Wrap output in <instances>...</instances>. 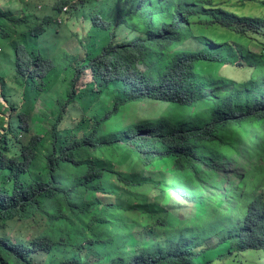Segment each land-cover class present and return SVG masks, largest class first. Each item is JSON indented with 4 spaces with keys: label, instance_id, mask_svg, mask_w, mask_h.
<instances>
[{
    "label": "trees",
    "instance_id": "1",
    "mask_svg": "<svg viewBox=\"0 0 264 264\" xmlns=\"http://www.w3.org/2000/svg\"><path fill=\"white\" fill-rule=\"evenodd\" d=\"M79 9L92 31L69 56ZM251 35L264 39V15L236 0H0V264H88L89 251L92 264H264V40L252 52ZM244 63L246 79L215 74ZM47 99L50 128L31 134ZM158 166L159 191L144 190Z\"/></svg>",
    "mask_w": 264,
    "mask_h": 264
},
{
    "label": "rangeland",
    "instance_id": "2",
    "mask_svg": "<svg viewBox=\"0 0 264 264\" xmlns=\"http://www.w3.org/2000/svg\"><path fill=\"white\" fill-rule=\"evenodd\" d=\"M89 1H93V0H89ZM263 1L264 0H255V1L248 2L247 0H245L243 1V6H245V8H243L242 4L240 3V0H236L237 4L241 6L243 14H251V15H258V16L264 15V7L259 5V3ZM79 10L83 11L81 24H78L77 27L74 29V32L76 35H78V37L76 40L73 39V37H71L68 40L69 44L63 46L66 48L67 52L69 53V56L74 54L75 48H80L81 42H86L87 38L89 37V34L92 31V26L90 24L89 16H88V10H83V9H79ZM84 17L85 19L88 17L86 23H84L85 22ZM73 21H75V19ZM262 40L264 39L259 36L251 35L248 37L247 45L252 52L258 53L263 48L261 45ZM238 61H241V59L238 58L236 62ZM141 67L145 68V65L141 64ZM251 73L252 71L250 70L248 65L245 63L243 64V66H237V65L233 66V65L227 64L223 66H218L215 69L216 75L226 78V79H231L233 81H239L241 78L246 79L248 75H250ZM87 74L91 75V73H87ZM1 85L2 84H0V94L2 93ZM14 85H15L14 82H10V80H8V84H7L8 87H13ZM55 90L57 91L61 90V83H59L55 87ZM0 102H2L5 105V108L8 107V103L5 101L4 98L0 97ZM17 104L20 105L21 103H17ZM42 112H47L49 114L54 113V103L50 99H47L45 103H41L40 101H38V103L36 104L34 114L32 118L28 121V128L31 131L30 132L31 134L45 133L48 130V128H50V126L45 123ZM12 113L13 111H10V110L7 113H5L6 120L11 119ZM161 170H162L161 167L158 166V167H151L149 169H143L141 171V175H147L149 177V181L144 186V190H149L151 192L159 191V187L154 185L152 183V180L154 178L160 177ZM173 205L179 210L182 217H185L186 219H188L192 216V213H193L192 204H190V206H187L184 203L177 204V201H175ZM117 213L123 214L124 211L119 210ZM257 256L258 255H256V257L253 259L252 264H263V261H259L257 259ZM79 258H81L83 261L86 260L88 264H92V261L98 258V256H95L93 251H89L83 254H81L80 252ZM249 258H250V255L245 254L240 264H246L245 261L248 260ZM256 260H257V263L255 262ZM229 264H239V262H235L233 259L229 261Z\"/></svg>",
    "mask_w": 264,
    "mask_h": 264
},
{
    "label": "clouds",
    "instance_id": "3",
    "mask_svg": "<svg viewBox=\"0 0 264 264\" xmlns=\"http://www.w3.org/2000/svg\"><path fill=\"white\" fill-rule=\"evenodd\" d=\"M69 10L71 11V7L69 6V5H67V6H65L64 8H63V10H62V13H64V14H66V13H68L69 12ZM55 12H52V13H47V14H50V15H53ZM62 13H61V15H62ZM64 14H63V16H59L58 17V19H57V22H58V24H62V22H63V20L65 19V17H64ZM46 15V14H45ZM44 16V15H43ZM45 24L49 27V25H50V23H46L45 22Z\"/></svg>",
    "mask_w": 264,
    "mask_h": 264
}]
</instances>
